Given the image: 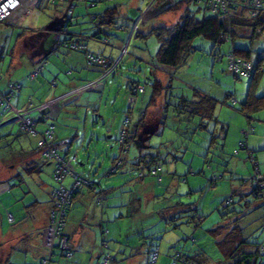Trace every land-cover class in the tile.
Returning a JSON list of instances; mask_svg holds the SVG:
<instances>
[{
  "label": "rangeland",
  "instance_id": "1",
  "mask_svg": "<svg viewBox=\"0 0 264 264\" xmlns=\"http://www.w3.org/2000/svg\"><path fill=\"white\" fill-rule=\"evenodd\" d=\"M73 5L74 18L68 25L71 15L67 11ZM168 6V0H42L39 5L32 7L20 25L15 27L0 24V54L3 53L5 57L4 65L0 63V76L7 71L15 77L20 76L22 71L25 72L27 67L9 70L12 55L18 59L17 53L22 50V44L32 38V31L60 23L61 19L65 20L64 32L69 33V37L76 36L80 44L87 47L88 52L101 54L102 50H106L103 55L112 56V60L117 61L114 65L117 69L106 81L105 89L102 92H83L81 102L78 101L77 104L58 105V108L63 109L59 121L45 118L40 123L37 122V130L43 129V122H50L49 127L52 123L58 127L65 118L72 117L73 124L70 120L63 124L74 127L71 138L76 137L77 142L70 148V155L78 154L74 161L77 169L99 181L102 186L117 185V191L111 197L119 203H126L121 207L124 212L120 219L122 233L119 224L112 217L110 223L102 220V223L106 222V226L112 229L111 235L103 239L108 243L106 251L116 259L115 264H173L172 254L176 247L182 248L191 257L188 264H223L225 251L222 241L226 231L223 232L219 227L227 225V230L237 217L241 216L237 222L243 228L242 235L250 242L262 244L264 249V190L263 197L257 198L253 193L252 182L258 173L264 176V108L258 111L245 108L252 76L232 73L227 61V55L234 49L249 50L257 61L258 54L264 53V30L250 37L243 29H236L234 43L225 41L216 44L204 36L196 37L192 42L195 50L186 65L172 75L171 91L167 92L166 97L163 94L155 106L147 109L153 95L154 76L166 83L170 79V74L163 71L151 74L149 60L160 48L153 29L177 23L185 10V5L177 10H165ZM196 6L193 5L192 8ZM107 9H112L113 12L111 24L100 22ZM135 12L137 15L132 17ZM206 15H211V12H206ZM138 18V28L130 36ZM19 38L21 39L16 45ZM15 45L16 49L11 54ZM73 51L74 55L80 57L81 64L72 70L75 74H89L92 67L87 64L86 50ZM29 53L25 54L24 61L31 55ZM61 53L65 55L64 50ZM217 55L224 56L223 60L220 61ZM259 71L257 86L253 92L262 96L264 60L260 63ZM62 72L67 76V70ZM138 85L143 86L145 91L131 104L129 91ZM195 91L216 100L213 118L203 119L198 116L191 119L184 111L185 108L181 107L180 97L195 98ZM62 92L65 91L58 88L56 95L48 100L58 97ZM36 114L34 112L33 117ZM127 117L132 119V123L130 127L126 126V130L134 137L129 140V150L123 152L118 138ZM203 121L205 127L202 126ZM85 133L88 134L87 142L80 145L83 144ZM93 133L96 136L94 143L90 145ZM13 134L14 150L0 143V153L13 151L17 160L14 172L9 177L0 179V244L13 245L16 251L14 253L20 255L15 260L11 259V262L31 264V255H28L27 262L20 258L21 254L27 255V241L37 240L43 229L45 217L41 211L37 213L39 207L36 205L39 201L50 204L52 187L71 185L73 180L71 176H67L63 183L53 179L55 162L45 159L38 149L40 134L33 136L24 133L17 123ZM258 134H261V138L255 141L261 140V147L257 149L259 151L252 152L251 157L242 143H248L249 137ZM54 142L60 144L61 148L67 145L63 140H58V137L54 138ZM26 152L34 156L36 163L42 167L41 172L30 173L25 166L17 168L25 162ZM147 154L148 158L152 155L159 156L163 183H158L157 178L149 174L143 179L135 178L140 157ZM117 157L120 158L119 161L124 160L121 168L107 175L112 168L111 160ZM214 175L222 178L214 181ZM187 179H190L189 183ZM79 191L83 193V190ZM80 196L74 197L69 208V223L76 220L75 214H71L72 208L77 213L82 208L85 211L88 208L89 202H82ZM227 197H232L233 204H226ZM177 204L191 208V211L177 214L175 217L181 216L182 224L173 228L174 217L169 219L168 215L170 217L176 213ZM136 209V213H130ZM90 210L100 215L103 213L96 199L90 205ZM11 216L14 221L10 219ZM86 223L87 221L84 222ZM97 228L100 229V226L95 229ZM25 234L27 235L24 236ZM32 243L29 244L31 249L35 245ZM136 243L139 248L142 247L139 258L131 262L122 261L130 254L128 245ZM99 244L101 256H104L101 237ZM157 247L160 250V260L153 263L148 258V252ZM255 247L256 244L250 246L252 249ZM55 252L60 256L54 260L55 264H71L74 260L67 259L57 248ZM262 253L260 264H264V251ZM3 255L0 251L1 258Z\"/></svg>",
  "mask_w": 264,
  "mask_h": 264
},
{
  "label": "trees",
  "instance_id": "2",
  "mask_svg": "<svg viewBox=\"0 0 264 264\" xmlns=\"http://www.w3.org/2000/svg\"><path fill=\"white\" fill-rule=\"evenodd\" d=\"M157 1V0H156ZM183 5H185V10L183 11V14L181 15L179 21L175 24L172 25H163V26H158L153 29L155 34L157 35V38L159 39L160 42V48L157 52L156 55L152 56L149 60V67L152 70L153 75L157 73V71H163L168 74H170V79L169 81L162 82V80H159L158 77L154 76V83H153V95L150 101L149 106H147V109L151 108L152 106H155L158 99L162 97L163 94H165V97L167 96V92H170L171 89L173 88L172 86V75L177 71L179 68L183 67L186 65L190 55L194 52V47L192 45L193 40L198 37V36H204L205 38L212 40L216 44H221L225 41H231L234 43L235 37L237 36L236 29H243L245 31V34L254 37L256 34H259L264 30V9H262L259 13H257L255 16H252L250 12H248L247 9L244 7H235L232 10V13L230 16H224L223 13H216L208 9V6L206 4L205 0H181L178 2H170V6H168L165 10H177L181 8ZM193 5H197L196 8H192ZM73 12L70 14L71 15V20L68 21V25H70L73 21V13L75 6L73 5ZM70 7V8H72ZM211 12V15H206V12ZM199 13H202L201 16H199ZM69 15V13H67ZM113 12L112 9H107L105 12V15L101 17L100 22L104 21L106 23H113ZM96 18V17H94ZM136 22V21H135ZM135 25V24H134ZM65 27V26H64ZM138 28V27H137ZM102 29V28H101ZM62 31H65L64 29ZM132 33V32H131ZM130 33V36H131ZM70 38V37H69ZM74 38V39H72ZM69 40H64L62 42V45L71 49V50H86V59H87V64L91 67H103L104 68V75L102 77L103 82L106 84V79L109 77L111 74L114 73V71L117 69V66L114 68V65L117 63V61H114V59H109L105 57L103 54H94L92 52H88L86 49L87 47L83 44H80L79 39H76L75 37H72ZM97 39H101L100 37H97ZM73 40V41H71ZM105 41H108L106 39ZM233 54L238 58H243L246 61L253 60V62L256 64V71L253 74H247L252 76L251 84H250V91L248 94L247 101L245 102V108H249V110H254L258 111L260 109L264 108V95L262 96H257L255 95V91L253 92V89L257 86V78L259 75V70H260V63L262 60H264V53L261 59H257V61L251 56V53L249 50H237L234 49L231 53L227 55V61H228V69L232 73H234L232 70L229 68V56ZM93 57L94 60L92 63H89V58ZM220 61L223 60L224 56L222 55H217L216 56ZM99 60H103L104 62L100 63ZM46 61L42 59L41 61L38 60V62L33 66V68L30 70V72L39 64H41L43 67L41 71L38 73L41 74L42 70L45 67ZM114 68V69H113ZM29 72V73H30ZM28 73V77H29ZM234 74H241V73H234ZM37 75V76H38ZM36 76V77H37ZM31 78V79H36ZM30 78V77H29ZM94 82V81H93ZM10 83H19L20 87L15 91V94L11 97L10 101L12 103V98L15 97L17 92L21 89V83L19 81H10L7 87V90H2L4 93L9 91V85ZM89 83L88 82L82 86H85ZM52 85L54 87H57V83L54 80ZM80 86V87H82ZM77 87V88H80ZM77 88H74L72 90H75ZM72 90H65V92L62 93H67ZM145 91V88L143 86H134L130 89L129 91V102L133 104L134 102L137 101L138 95L143 93ZM166 91V93H165ZM85 92V91H84ZM83 94V93H82ZM180 105L181 107L185 108V112L188 113V116L192 118H196L200 116L201 118H213L214 117V109H215V104L216 100L202 92L195 91V98H186L181 96L180 97ZM236 100H234V103ZM44 103V102H42ZM41 103V104H42ZM13 104V103H12ZM77 104V103H75ZM14 105V104H13ZM40 105V104H39ZM62 106H65L64 104H60ZM67 105V104H66ZM166 105L167 99H166ZM15 106V105H14ZM16 107V106H15ZM31 107V106H29ZM27 107V108H29ZM18 108V107H17ZM27 108H19V109H27ZM244 108V109H245ZM3 109V107H2ZM58 109V107H57ZM180 109V108H178ZM90 110V109H88ZM97 112V110H94ZM244 112H246L244 110ZM42 114L41 112H37ZM246 115L248 116L249 114L246 112ZM3 116H4V111H3ZM2 116V117H3ZM32 118L35 119L36 122V130H37V119L36 117H33V114L31 115ZM50 119V117H47L46 115L42 114L41 119ZM55 119V118H53ZM2 120V119H1ZM12 123V122H11ZM15 123V122H14ZM132 123V119L130 117H127L124 119V128L122 129V132L120 134V137L118 138L119 141L122 143L121 144V149L123 152H127L129 150V145L128 143L130 142L129 140L133 138L134 136H130V132L126 130V126L130 127ZM203 127H205L204 121ZM18 124V123H17ZM19 125V124H18ZM20 126V125H19ZM48 129H51L53 131V135L51 138L48 139L49 143H51L52 146H55L58 148L57 152L65 158L66 160H71V163L73 164L75 170L80 173L84 178H88L91 183H81L79 186H77L74 194L72 195L71 202L67 205L66 207V213L64 215L63 221L65 223L64 228L62 229L61 233L63 235H66L68 237V244L72 247L73 251V257H74V247L71 243V236L67 233L66 228L68 225V216H69V208L73 203L74 197L79 195L81 191L79 189L83 190L84 188H87L89 190H92L95 192V198L97 200V204L99 207L103 210L105 208L106 204V198H107V190L108 188H102L101 183L99 181H95L93 178L90 176L85 175L83 172L79 171L77 169V166L74 164V161L78 158V154H72L70 155V148L76 144L77 140L76 137L71 138L70 140L64 142L68 145V150L66 153L62 152V148L60 144L54 142L55 138V126L52 125L48 128H46L43 131H38L35 135H44ZM20 130L24 133H30L23 131L20 127ZM32 134V133H30ZM123 134V135H122ZM33 135V134H32ZM33 135V136H35ZM77 136V135H76ZM86 137V133L84 134ZM40 137V139H41ZM39 139V140H40ZM39 140L37 142V147L38 149L41 150V154L45 159L53 160L55 162V170L53 172V179L57 181L58 183H63V181L66 179L67 176L72 177V184L71 185H65L61 184L60 186H55L52 187L50 190V209H49V216H48V223L45 226V231H44V237H45V232L52 225V213L53 211L57 212L58 211V201L54 195V191L59 189V188H67V189H72L75 185V178L73 175L69 173L63 174V177L60 179L57 178V172H58V163L56 160L52 158H48L44 154V150L39 146ZM135 140V138H134ZM84 141V140H83ZM80 145H84L80 144ZM242 147L246 148L249 155L252 156V152L248 148L247 143H242ZM147 155H142L140 157V161L137 164V174L135 178H140L143 179L147 174L154 176L157 178L158 183H163V169H162V162L159 158V156L152 155L150 158L147 157ZM120 158H115V162L112 163V168L106 173L107 175H110L112 173L117 172L122 163L123 159L119 161ZM36 168H39L40 172L42 170V167L37 164L36 162L31 163L28 167H26V170L29 171L30 173L32 172H37ZM261 175V178H258L257 176ZM222 178V176L220 177ZM219 176L214 175V181H217L220 179ZM213 181V182H214ZM253 182V193L256 195L257 198L263 197L262 191L264 190V187H259L261 183L264 184V176L261 173H258L255 175V177L252 179ZM213 185V183H212ZM99 188V190H98ZM226 204H233V199L232 197H227L226 198ZM191 208H187L185 210V213L190 210ZM179 213V212H178ZM182 213V212H180ZM179 213V214H180ZM237 213V212H236ZM242 214L241 212H239ZM238 214V213H237ZM185 216V215H183ZM14 220V218L11 216L10 219ZM181 216L175 217L172 219L173 222V228H177L179 223L182 224V220H180ZM241 218L237 217L236 220H234V224L231 225V227H228L226 230L227 225L223 228V226L219 227L222 228L223 232L226 231V234L224 235V240L223 242V248L225 251V261H223V264H260L261 261V256L263 255V247L262 244H257L248 241L247 238H245L242 235L243 228L238 224L237 221H239ZM170 219V218H169ZM177 219V220H176ZM104 230H106L104 228ZM105 234V232H104ZM60 238L55 240V246L52 248V250L47 249V255L42 258L43 262L45 264H50V262L53 261V255H55V250L56 248L60 250L63 256H65L67 259V251L62 250L59 246ZM148 243V242H147ZM256 244L255 248H250L251 245ZM101 248L104 252V256H102V261L100 264H115V257L107 252L108 248V243L105 239L101 238ZM175 248V247H174ZM51 252V254H49ZM154 253L157 254L156 260H153V255ZM160 256V250L159 247L157 248H151L149 250V260L152 261L153 263H156L159 259ZM70 258V259H73ZM172 257L174 259L173 264H179V262H182L183 264H188L191 261V257L187 254L184 253L182 248L176 247L174 249V252L172 254ZM46 260V261H45Z\"/></svg>",
  "mask_w": 264,
  "mask_h": 264
},
{
  "label": "crops",
  "instance_id": "3",
  "mask_svg": "<svg viewBox=\"0 0 264 264\" xmlns=\"http://www.w3.org/2000/svg\"><path fill=\"white\" fill-rule=\"evenodd\" d=\"M136 15H137V12L133 13L132 17H135ZM5 25H8V24H5ZM46 31L47 30L45 28L39 31L38 30L32 31L31 32L32 38L30 39L31 41L29 40V41H26L25 44H22V47H21L22 50L19 51V53H17V58H18L17 60L13 53L16 49V45L18 44L21 38L17 40L16 45L11 49V54H13L12 55L13 59H11L9 70L27 67L25 72L22 71L20 76L15 77L13 74L7 71L5 74L0 76V88L2 90H7V87L10 81H19L21 83L22 85L21 89L17 92L15 97L12 98V103L18 108H27L29 106L37 105L50 98H53L56 95V91L58 88L61 89V91L72 90L88 82L97 81L101 79L104 75V68L100 66L92 67L91 69H89V74L87 75H85V73L81 74V72L79 74H75L72 68L73 67L76 68L81 64V62L79 61L80 57L74 55L75 53H73L74 52L73 50L62 45V42L64 40L66 39L69 40L72 38V36L69 38V35H70L69 33L60 31L56 35V38L58 37V41L56 43L51 44V46L47 48L46 43H47L49 34L45 35ZM61 50H64L65 55L61 53ZM103 51L104 50H102V53L101 52L100 53L105 54L106 50L105 52ZM26 53H29L31 55L28 57L26 61H24V58H25L24 56ZM31 56H34V57L31 58ZM111 57H107V58L112 59ZM83 58L85 59V57ZM42 59L46 61L44 69L42 70L41 74H39L36 77V79H33V81H30L31 79L28 78V73L33 68V66L38 62V60L41 61ZM4 61H5L4 54L1 53L0 63L3 64ZM25 64L26 66H24ZM64 70H67V76L63 75L62 71ZM109 77H107L106 81L108 80ZM62 78L63 80H61ZM54 80L57 83V87H54L52 85ZM105 87H106V84L104 83L102 90L100 91L95 90V92H102L105 89ZM82 97H83V94L80 95V97L75 101V103H77L78 101L81 102ZM62 113H63V109L58 108L57 112L55 113L56 115L54 117L57 120V122L59 121ZM41 115L42 114L39 115V113H37L35 116L37 117L36 119L39 123L42 120ZM72 115L73 117L75 116L74 112L72 113ZM2 116H3V109L0 106V121L2 119ZM69 120L72 123L71 120L73 119L70 116L65 118L63 122L67 123L69 122ZM63 122L60 123L61 124L60 126L58 127L55 126V137H58V140H63L64 142H66L71 139L72 137L71 132L73 133L72 128L74 127L71 128L68 126V124H65V123L63 124ZM49 123L50 122H46V123L43 122L42 123L43 129L40 128L41 131L48 128ZM15 126H16V123L14 122L12 123L10 122L3 126H0V143L6 144L4 147H7L13 150H14V145H15V137L13 136ZM256 128L258 129V127ZM87 136L88 134L86 133V137L84 138V141H83L84 144L87 142ZM95 136L96 134L93 133L89 140L90 145L94 143ZM262 136L264 137V135ZM110 137L111 135L109 136V138ZM258 138H261V134H258L255 137H249V140L247 143L248 148L253 153L255 151H259L257 149L261 147L260 146L261 140H259L258 142L255 141ZM262 147H264V142H263ZM21 150L22 152H24L23 148H21ZM62 150L64 151V153H66V151L68 150V145H66L65 147H62ZM15 162L17 163V160L15 159V156L13 155V151L8 152L6 154L0 153V179H5L14 172L13 169L16 164ZM34 162H36L34 156H30V154H27V158L25 162H22V165L20 164L19 166H17V168L19 169L21 166L28 167L31 163H34ZM114 162H115V158L111 160L110 164L112 165V163ZM81 164L83 165L84 163H81ZM39 170H40L39 168H36L37 172ZM54 170H55V165H54ZM186 181L189 183L190 179H187ZM102 188L103 189L108 188V190L106 192L107 198H106L105 208L102 210L103 213L101 215L96 213V211L93 212L90 210V205L93 204L94 199H96L95 198L96 193L93 192L92 190L84 188L83 193H80L79 195H77V198L81 195L80 199H82V202L84 203L89 202L87 204L88 208L86 209V211L82 208L81 211L78 213L75 211V209L72 208L71 214H75L77 221L74 220L73 222L69 223L70 214L68 216V225H67L66 231L71 236L72 245L75 248V253H74V258H73L74 260L72 261L71 264H98V262L99 264L101 263L102 252L100 251L101 249H100V244H99L100 237L108 238L111 235V230H112L110 226H106L105 224L106 222L102 223L103 219L107 220L110 223L112 222L110 220V218L112 217L114 222L117 221L115 223L119 224L120 233H122V226H121L122 220L120 219H122V217L124 216L123 214L124 212H123V209H121V207L125 206L126 203L125 202L119 203L115 200V198L112 199L111 196H113L114 193L117 191V185H111V184L104 185L102 186ZM149 195L150 197H152V192H150ZM181 203L182 202L180 201L179 204ZM179 204H177L176 206L177 208L176 213L170 217L168 215V218H172V217L175 218V216L179 214L180 212H182L183 214L185 213V210L187 209V207L186 208L182 207ZM36 207H39L37 213H40L41 211V213H43L45 217V222L42 226L43 229L40 231V234H39V237H37V240L33 241L31 239V241H27V245H28V250H26L27 255L21 254L20 259L23 260L24 262H27L28 255H31L32 256L31 264H45L42 258L45 257L48 252H47V247H45V244H44V231H45V226L48 223L50 204L48 203L45 204L39 201ZM257 208L258 207H256L255 205V209ZM137 211H138L137 209L134 211L131 210L130 213H136ZM85 221H87L86 224H84ZM98 225L100 226V229L98 228L95 229L96 227H98ZM104 228L106 230H104ZM26 233L30 234V232H26ZM26 235L27 234H25L24 236ZM117 238H119V236ZM20 240H22V238H20ZM73 241H74V244H73ZM30 242L31 243L33 242L32 244L35 243V245L32 246V249L30 248V245H29ZM137 247H138L137 243L134 245H128V249H130V254L128 256H125L122 261L125 260L128 262H131V261L137 260V258H139L138 255L140 256V254L142 253V247L140 248L139 247L137 248ZM137 249L138 251H136ZM0 251L2 252V254H4L2 258L0 257V264H15L14 262H11V259L15 260L17 258L16 256L20 257L18 253H14L16 251H15V248H13V245L0 244ZM124 252H126V250H124ZM59 258L60 256L58 255V253L55 252V255H53V261L50 262V264H55L56 262L54 263V260H57ZM87 258H89L88 262L86 260ZM148 258H149V252H148ZM159 260L160 259H158V261ZM115 262H116V259H115Z\"/></svg>",
  "mask_w": 264,
  "mask_h": 264
},
{
  "label": "built area",
  "instance_id": "4",
  "mask_svg": "<svg viewBox=\"0 0 264 264\" xmlns=\"http://www.w3.org/2000/svg\"><path fill=\"white\" fill-rule=\"evenodd\" d=\"M42 0H0V24H8L13 26L20 25L28 13L31 12L32 7L37 6ZM208 9L216 12L223 13L224 16H230L233 8L244 7L250 12L252 16H255L262 9H264V0H205ZM73 7L69 8L67 13L71 14ZM140 19L135 22L133 31L137 29ZM263 54H258L257 59H261ZM93 57L89 58V63H92ZM100 63L104 62L99 60ZM42 65H37L30 73V78H35L42 69ZM256 64L253 60L246 61L243 58H238L231 54L229 56V68L234 73L253 74L256 71ZM104 85L103 79H99L85 86L77 88L67 93H62L58 97L48 100L38 106L30 107L27 109H19L15 107L10 99L15 94V91L19 89V83H10L9 91L4 93L0 90V106L3 107L4 116L0 121V125L7 122L18 123L23 131L30 132L33 135L37 133L35 119L31 117L34 112H41L47 117L54 118L57 112V107L60 104H73L80 97V95L87 90H97ZM70 102V103H69ZM53 135V131L48 129L39 140V146L44 150V154L48 158H52L58 163L57 178L61 179L63 174L69 173L75 178V185L72 189L59 188L55 190L54 195L58 201V211H53L52 225L48 227L45 232L44 244L47 249L52 250L56 245L55 240L60 238L59 246L62 250H66L68 259L73 257L72 247L68 244V237L61 233L65 226L63 221L66 213V207L71 202L72 195L74 194L77 186L83 183H91L89 179L84 178L78 173L71 160H66L57 152L58 148L52 146L48 139ZM123 135V134H122ZM261 178V175L257 176ZM259 187H264L261 183ZM51 254V252L49 253ZM157 254L154 253L153 260H156ZM46 261V260H45Z\"/></svg>",
  "mask_w": 264,
  "mask_h": 264
},
{
  "label": "water",
  "instance_id": "5",
  "mask_svg": "<svg viewBox=\"0 0 264 264\" xmlns=\"http://www.w3.org/2000/svg\"><path fill=\"white\" fill-rule=\"evenodd\" d=\"M169 2H171L170 0H168ZM65 25V20L61 19L60 23H56L54 25H50L49 27H46L45 29L47 30L46 33L48 32L49 36L47 39V43H46V47L49 48V46H51V44L56 43L58 41V37L56 38L57 33H59L60 31L63 30ZM103 86L99 89H97L96 91H100L102 90ZM10 123V122H7ZM7 123H3L0 126H3Z\"/></svg>",
  "mask_w": 264,
  "mask_h": 264
}]
</instances>
